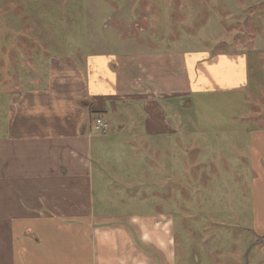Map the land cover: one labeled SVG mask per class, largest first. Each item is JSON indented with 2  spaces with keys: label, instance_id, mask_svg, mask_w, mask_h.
<instances>
[{
  "label": "crops",
  "instance_id": "crops-1",
  "mask_svg": "<svg viewBox=\"0 0 264 264\" xmlns=\"http://www.w3.org/2000/svg\"><path fill=\"white\" fill-rule=\"evenodd\" d=\"M18 57L15 71L28 77ZM29 78L32 85L0 95V264H178L168 214L103 210L97 199L111 192L96 194L97 186L119 192L122 185L134 198L141 192L171 198L178 148L186 155L184 143L198 132L192 112L179 111L176 100L245 88L247 59L134 47L62 53L48 55L45 70ZM97 117L109 123L106 134L91 128ZM247 134L248 161L241 164L251 174L254 241L248 250L258 248L254 264H264V128ZM129 148L138 151L131 157L143 168L109 185L99 167L128 163ZM114 151L116 163L109 155ZM163 155L172 162L169 170ZM159 165L169 176L156 174Z\"/></svg>",
  "mask_w": 264,
  "mask_h": 264
},
{
  "label": "rangeland",
  "instance_id": "rangeland-1",
  "mask_svg": "<svg viewBox=\"0 0 264 264\" xmlns=\"http://www.w3.org/2000/svg\"><path fill=\"white\" fill-rule=\"evenodd\" d=\"M131 47L244 56L248 84L222 95L176 100L179 111L192 112L198 132L182 145L186 155L178 148L171 198L142 192L134 198L123 194L122 185L121 192L100 185L96 194L111 196L97 200L106 211L168 214L178 264H254L258 248L248 250L254 241L251 174L241 163L248 161L247 131L264 128V0H0V95L32 85L29 77L45 70L48 55ZM16 54L28 77L15 71ZM3 122L0 115V129ZM135 152L126 150L128 163H116L117 151L109 154L116 164L99 167L102 179L111 185L136 176L143 167L141 159L138 166L132 159ZM144 156L156 162L152 154ZM161 163L167 170L172 166L168 156ZM147 170L152 174L154 165ZM155 172L169 176L160 165Z\"/></svg>",
  "mask_w": 264,
  "mask_h": 264
},
{
  "label": "built area",
  "instance_id": "built-area-1",
  "mask_svg": "<svg viewBox=\"0 0 264 264\" xmlns=\"http://www.w3.org/2000/svg\"><path fill=\"white\" fill-rule=\"evenodd\" d=\"M91 128H93L96 133L106 134L110 129V125L102 117H97Z\"/></svg>",
  "mask_w": 264,
  "mask_h": 264
}]
</instances>
